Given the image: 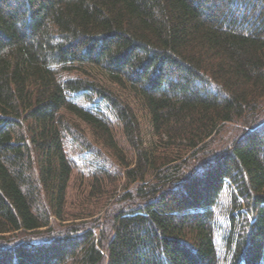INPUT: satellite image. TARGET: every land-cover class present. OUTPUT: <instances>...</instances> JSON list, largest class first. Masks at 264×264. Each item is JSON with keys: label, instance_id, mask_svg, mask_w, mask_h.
<instances>
[{"label": "trees", "instance_id": "obj_1", "mask_svg": "<svg viewBox=\"0 0 264 264\" xmlns=\"http://www.w3.org/2000/svg\"><path fill=\"white\" fill-rule=\"evenodd\" d=\"M0 264H264V0H0Z\"/></svg>", "mask_w": 264, "mask_h": 264}, {"label": "rangeland", "instance_id": "obj_2", "mask_svg": "<svg viewBox=\"0 0 264 264\" xmlns=\"http://www.w3.org/2000/svg\"><path fill=\"white\" fill-rule=\"evenodd\" d=\"M86 170L87 168H82V172H79L78 170L75 172L69 196L71 210L75 209L76 206L86 201L83 191H85L87 185H90V181L92 180L88 177ZM123 185L124 182H122L121 187H123Z\"/></svg>", "mask_w": 264, "mask_h": 264}]
</instances>
